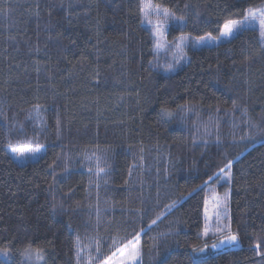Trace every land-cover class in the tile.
I'll use <instances>...</instances> for the list:
<instances>
[{"label": "trees", "instance_id": "obj_1", "mask_svg": "<svg viewBox=\"0 0 264 264\" xmlns=\"http://www.w3.org/2000/svg\"><path fill=\"white\" fill-rule=\"evenodd\" d=\"M153 2L185 16L182 30L199 36L218 35L216 21L239 19L242 9L264 0ZM138 5L0 0V247L12 249V260L0 256V264H28L20 253L29 243L46 250L47 264H77V236L81 247L93 238L106 247L111 237L141 228V264H264L255 247L259 242L264 252V51L258 32L187 47L186 59L166 71L174 49L156 53ZM178 35L179 26L169 28V45ZM36 104L46 127L28 119ZM161 109L173 117L162 119ZM19 124L44 145L37 160L21 163L6 147L9 139L25 145ZM93 153L107 175L89 173L95 171ZM229 160L231 185L216 182L214 174ZM210 175L209 186L229 194L239 247L212 250L216 237L201 235L204 199L212 193L198 186ZM205 242L209 248L193 254L192 247Z\"/></svg>", "mask_w": 264, "mask_h": 264}, {"label": "snow or ice", "instance_id": "obj_2", "mask_svg": "<svg viewBox=\"0 0 264 264\" xmlns=\"http://www.w3.org/2000/svg\"><path fill=\"white\" fill-rule=\"evenodd\" d=\"M184 7L187 9L190 6L185 4ZM138 11L140 16V24L147 26L150 36L153 38V48L156 53L159 54L161 50H169V48L174 49L172 52V63H166L164 68L166 71H173L175 67L180 64V62L186 59L185 48L192 47L197 48L200 46H208L213 44H219L223 40L231 42L232 39L237 38L240 34L245 31H256L258 32V44L261 51H264V3L261 6H249L240 11L239 15L241 18H223L221 21H216L218 35H213L211 31L206 32L203 35L192 36L190 33L186 34L182 29L187 24V18L183 15H177L175 11L168 7L161 6L158 3H154L153 0H139ZM197 18L200 17V13L195 11L194 13ZM207 22V21H205ZM99 23V22H98ZM179 26L180 35L176 36L174 42L169 45L166 34L169 28ZM75 43V41H72ZM151 63V61L149 62ZM39 71V69H37ZM235 101L233 105L235 106ZM185 108V106H181ZM35 116L30 115L28 119L39 121L42 127H46V121L42 116V106L36 104L33 106ZM219 111V109H217ZM161 118L173 117V113L168 109H161ZM56 129L59 138L60 132V120L57 117ZM18 133L23 134V139L25 141L24 146H14L11 139L8 140L6 147L11 150L12 154L17 159H24L29 156H35L44 147L39 143L38 134L29 137L24 132V125L19 124L17 128ZM245 137H241L244 139ZM20 144V141H17ZM95 156V171L89 168V173H93L99 177L102 173L107 175L106 169L100 166L101 158ZM86 159L91 160L92 157H87ZM232 160H229L223 167L219 169V172L214 174L216 177V182L220 180H226L229 185L232 182ZM227 170V171H226ZM53 180H56L55 175H53ZM213 180V176H208V180L204 181V184L198 187H208L212 195L210 197H205L204 199V218L205 224L202 232L203 237L209 236L210 231L212 235L216 237L215 241L211 244L212 250H217L222 246L228 247H239L240 237L239 233L232 230L231 217L228 214V192L224 193L223 198L219 196L215 188L209 186V181ZM195 191V189H194ZM178 202H173L169 205V210L176 207ZM209 205L212 207V213L209 215ZM62 207V205H61ZM223 209V211H221ZM57 210V205L54 203L52 205V211L55 213ZM215 217V227L214 229L210 227V222L212 217ZM160 216L152 220L151 224H156ZM99 224V219L97 220ZM151 227V225H149ZM144 231L143 228L140 231H133L131 234H126L120 236L117 234L115 237H111V243L107 244L105 247V242L99 238H93V240L83 247H81V242L79 237L76 239V260L77 264H141V258L143 253V247L141 244V233ZM257 250V255L264 256V252L260 251V243L257 242L255 245ZM209 248L207 242L202 245H194L192 247V252L195 255H200ZM12 249L10 245H5L0 247V256L4 258L5 262L12 260L11 255ZM94 253V254H93ZM20 255L28 262V264H47L46 261V250L40 247H33L31 243L24 247ZM24 264V261L21 262Z\"/></svg>", "mask_w": 264, "mask_h": 264}, {"label": "rangeland", "instance_id": "obj_3", "mask_svg": "<svg viewBox=\"0 0 264 264\" xmlns=\"http://www.w3.org/2000/svg\"><path fill=\"white\" fill-rule=\"evenodd\" d=\"M166 38H167V37H166ZM213 45H214V44H213ZM200 47H204V46H200ZM162 51H165V50H161L160 53H162ZM41 150H42V149H41ZM41 150H40V152L37 153L35 156H29V157H26V158H24V159H17V158H16V159H17L19 162H21V163H25L27 160H32V161L37 160V157L42 153ZM14 157H15V156H14ZM224 181L227 182L226 180H224ZM216 192H217V191H216ZM217 193H218V192H217ZM218 194H219V196H220L221 198H223L224 194H223V195L220 194V193H218ZM229 206H230V197L228 196V214H229V216H230V208H229ZM221 211H223V209H221ZM211 213H212V207H211V205H209V215H211ZM210 227L213 228V229H214V227H215V217H214V216H213L212 219H211ZM209 235L213 236L211 231H210ZM223 247H225V246H222L221 248H223ZM221 248H219V249H221ZM142 257H143V256H142ZM141 262H142V258H141Z\"/></svg>", "mask_w": 264, "mask_h": 264}]
</instances>
